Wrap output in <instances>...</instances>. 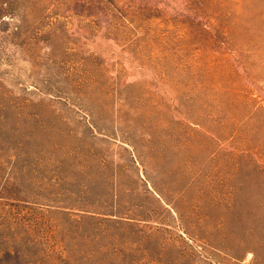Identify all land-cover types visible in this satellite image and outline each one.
I'll use <instances>...</instances> for the list:
<instances>
[{
	"label": "rangeland",
	"instance_id": "rangeland-1",
	"mask_svg": "<svg viewBox=\"0 0 264 264\" xmlns=\"http://www.w3.org/2000/svg\"><path fill=\"white\" fill-rule=\"evenodd\" d=\"M0 264H264V0H0Z\"/></svg>",
	"mask_w": 264,
	"mask_h": 264
}]
</instances>
